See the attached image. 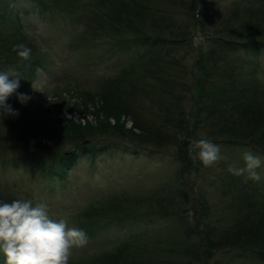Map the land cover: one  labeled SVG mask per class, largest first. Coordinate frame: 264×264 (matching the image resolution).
Listing matches in <instances>:
<instances>
[{
    "label": "trees",
    "instance_id": "1",
    "mask_svg": "<svg viewBox=\"0 0 264 264\" xmlns=\"http://www.w3.org/2000/svg\"><path fill=\"white\" fill-rule=\"evenodd\" d=\"M20 1L41 17L70 21L78 41L101 39L113 52H134L124 67L96 85L68 84L57 92L62 101L63 93L70 96L62 107L53 104L57 113L64 107L70 115L76 111L78 120L51 116L48 109L33 105V93L27 94L28 84L34 87L39 73H46L50 50L24 32L15 11ZM197 34L204 42L194 46ZM21 43L31 48L30 61L12 50ZM263 54L264 0H233L216 8L208 0H0V72H18L17 92L31 97L25 104L15 95L8 99L19 115L0 117V151L27 154L28 149L19 160L35 158L44 176L57 181L65 180L79 159L93 161L127 143L174 148L179 165L174 182L156 189L151 199L114 197L105 210L93 206L82 215L91 225L122 222L138 213L176 219L181 236L170 240L167 249L135 236L108 251L74 256L70 264H204L223 251L264 263V191L233 174L222 175L215 184L232 220L215 225L207 191L198 192L197 203L189 206L193 184L187 177L197 179L204 168L190 149V142L201 138L264 155ZM120 117L130 119L129 129L119 123ZM50 149L59 152L47 161ZM5 187L0 186V201L18 199Z\"/></svg>",
    "mask_w": 264,
    "mask_h": 264
},
{
    "label": "rangeland",
    "instance_id": "2",
    "mask_svg": "<svg viewBox=\"0 0 264 264\" xmlns=\"http://www.w3.org/2000/svg\"><path fill=\"white\" fill-rule=\"evenodd\" d=\"M232 1L208 0V3L211 8H216L228 5ZM22 3L23 1H20L18 8L15 6V11L19 12L20 19L25 26L24 32L33 36L40 48L50 50V60L44 68L46 73H39L34 87L28 84L27 94L33 93L36 97L32 98L33 105H41L43 109H48L51 116L55 115L60 120L71 118L78 120L79 115L76 111L70 115L63 107L61 113H57V107H54L53 104H60L59 106L62 107L64 106L62 102L70 97L67 93H63L65 100L62 101L57 97V92H64L63 88L68 84L88 82V87L96 85L101 77L113 75L124 67L133 58L134 52L131 50L117 53V49L113 52L110 49L111 45L103 43L101 39L94 42L88 41L87 44L84 41H78L77 34L74 35L76 32L73 30L76 27L72 28L70 21L54 16L41 17L32 13L29 4ZM15 11L13 12L15 13ZM75 38L78 41V49L75 47ZM40 40H43L44 43ZM71 46H74L75 50H71ZM261 66L259 77H264V54L261 58ZM87 84H82L83 86L80 87L83 88ZM77 100L78 98L75 96L71 98L70 102L76 104ZM88 118L91 120V117ZM130 122L128 118L120 117L119 119V123L124 124L126 129L130 128ZM110 123L114 124L115 121L110 120ZM45 143L48 148H52L50 141L45 140ZM131 144H121L116 148H111L99 154L93 161L87 157L79 159L77 165L63 181H57V177L52 179L45 177L36 164L35 158L28 159V161L19 160L24 155H28V149L25 151L27 154L9 153L1 150L0 186H7L5 188H7L8 194L12 193L14 198L32 199L34 203L37 201L45 203L53 219H66L69 227L75 226L87 233V245L73 249L69 264L74 256L92 255L102 249L108 251L117 242L121 243L135 236L143 237L151 246H159L165 250L168 248L166 244L170 240L181 236L176 219H162L154 214L138 213L122 222L112 220L106 223L107 221L100 220L91 225V222L86 224L82 218L84 211L89 207L102 206L101 208L105 210L114 197L123 198L122 196L129 195L141 199H151L155 195L156 189L174 182L179 169L174 148L155 150L136 147L138 145L135 143ZM219 146L221 155L226 157L225 160L211 168L204 167L197 179L193 178V175L187 176L193 184L190 193L192 201L189 206L194 201L197 203L198 192L207 191L206 197L212 209L213 223L227 226L232 218L223 207L225 201H222L219 191H217L218 183L215 184V182L218 178H222V175L229 173L227 169L230 164L243 167V154L246 151L259 155L262 160H264V155L250 147ZM50 151L45 157L47 161H50L51 157L59 152L53 154V150L50 149ZM37 152L39 151L30 153L34 155ZM40 152H45V149H40ZM15 160H17L16 163L13 162ZM257 172L260 174V181H247L250 185L264 191V165L258 168ZM238 177L240 180L245 179V176ZM214 261L218 264H264L253 259L237 258L235 253L230 251H223L204 264H215Z\"/></svg>",
    "mask_w": 264,
    "mask_h": 264
},
{
    "label": "clouds",
    "instance_id": "3",
    "mask_svg": "<svg viewBox=\"0 0 264 264\" xmlns=\"http://www.w3.org/2000/svg\"><path fill=\"white\" fill-rule=\"evenodd\" d=\"M203 42V36L199 34L193 39L194 46ZM12 50L22 61L31 60L32 50L23 43L14 45ZM20 80V74L14 70L0 72V117L19 115L7 103L13 95L21 104L31 99L29 95L17 92ZM190 149L195 154L193 158H198L206 168L226 159L221 155L220 146L207 138L191 141ZM243 160V167L230 164L227 171L235 176H245L246 181H260L257 169L264 165V160L251 151L243 154ZM87 243L84 230L69 227L66 219H53L43 202L34 203L25 198L0 201V253L5 264H69L73 249L82 248Z\"/></svg>",
    "mask_w": 264,
    "mask_h": 264
}]
</instances>
